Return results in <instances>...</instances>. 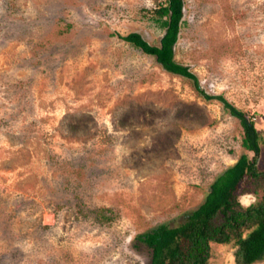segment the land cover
<instances>
[{"label": "rangeland", "instance_id": "obj_1", "mask_svg": "<svg viewBox=\"0 0 264 264\" xmlns=\"http://www.w3.org/2000/svg\"><path fill=\"white\" fill-rule=\"evenodd\" d=\"M166 3L0 0V264H149L137 234L254 156L219 96L264 136V0H184L175 59L198 82L121 38L160 45ZM235 250L212 243L210 264Z\"/></svg>", "mask_w": 264, "mask_h": 264}, {"label": "trees", "instance_id": "obj_2", "mask_svg": "<svg viewBox=\"0 0 264 264\" xmlns=\"http://www.w3.org/2000/svg\"><path fill=\"white\" fill-rule=\"evenodd\" d=\"M184 0H167L161 4L155 18L165 28L160 45H152L138 32L121 35L127 42L155 55L168 71L184 77L197 76L175 59V45L184 17ZM215 96L207 95V98ZM232 115L237 116L244 128L242 145L247 152L219 173L210 184L205 200L175 225L161 223L135 237L150 254L149 264H210L212 243H234L235 264H253L264 259V169L259 167L263 133L243 110L220 97ZM242 194L255 196L250 204L241 202ZM139 247V246H138Z\"/></svg>", "mask_w": 264, "mask_h": 264}, {"label": "water", "instance_id": "obj_3", "mask_svg": "<svg viewBox=\"0 0 264 264\" xmlns=\"http://www.w3.org/2000/svg\"><path fill=\"white\" fill-rule=\"evenodd\" d=\"M247 195H249V194H247ZM249 197H253V196L249 195ZM250 203H251V202H250ZM250 203H249V204H250Z\"/></svg>", "mask_w": 264, "mask_h": 264}, {"label": "built area", "instance_id": "obj_4", "mask_svg": "<svg viewBox=\"0 0 264 264\" xmlns=\"http://www.w3.org/2000/svg\"><path fill=\"white\" fill-rule=\"evenodd\" d=\"M254 119H256V117H254Z\"/></svg>", "mask_w": 264, "mask_h": 264}]
</instances>
